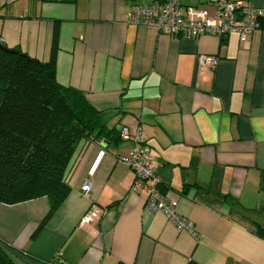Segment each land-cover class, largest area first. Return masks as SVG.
<instances>
[{
	"label": "crops",
	"instance_id": "1",
	"mask_svg": "<svg viewBox=\"0 0 264 264\" xmlns=\"http://www.w3.org/2000/svg\"><path fill=\"white\" fill-rule=\"evenodd\" d=\"M148 3L0 0V42L48 62L58 31V82L84 92L108 129H142L198 237L149 210L145 192L131 193L133 171L119 159L132 144L103 140L81 145L72 192L36 238L48 198L0 203V240L17 264H264L251 226L264 228V30L242 45L236 34L184 38L128 24L133 6ZM249 3L264 10V0ZM201 56L217 67L201 70ZM94 204L107 212L81 226Z\"/></svg>",
	"mask_w": 264,
	"mask_h": 264
},
{
	"label": "trees",
	"instance_id": "2",
	"mask_svg": "<svg viewBox=\"0 0 264 264\" xmlns=\"http://www.w3.org/2000/svg\"><path fill=\"white\" fill-rule=\"evenodd\" d=\"M74 3L76 0H47ZM264 30V17L260 20ZM58 31L51 60L42 62L0 42V203L16 205L48 198L51 209L33 235L36 238L72 192L70 177L82 144L118 143L120 130H110L103 113L84 92L57 79ZM162 193L168 189L159 186ZM190 190L183 191L188 196ZM264 239V228L251 225ZM14 248L0 240V264H17ZM28 264H64L27 259ZM190 264H196L191 262Z\"/></svg>",
	"mask_w": 264,
	"mask_h": 264
},
{
	"label": "built area",
	"instance_id": "3",
	"mask_svg": "<svg viewBox=\"0 0 264 264\" xmlns=\"http://www.w3.org/2000/svg\"><path fill=\"white\" fill-rule=\"evenodd\" d=\"M185 1L150 0L148 4L135 5L127 16V23L142 25L149 30L174 37L200 38L209 35L222 39L236 34L244 45L260 29V20L264 17V10L254 7L249 0H192L198 5H188ZM217 65L216 57L201 56L199 59L201 70L215 69ZM120 136L122 141L132 144L129 154L119 159L133 171L131 193L145 192L149 210L162 212L180 231H187L198 237L195 224L177 213V200L159 189L161 179L157 174L158 163L151 147L146 143L142 129L133 130L123 126ZM72 181L70 177L71 186ZM91 189V183L86 182L82 189L83 195L88 197ZM106 212V208L92 205L82 219L81 226L99 221Z\"/></svg>",
	"mask_w": 264,
	"mask_h": 264
}]
</instances>
